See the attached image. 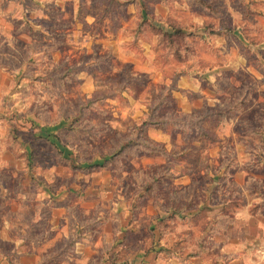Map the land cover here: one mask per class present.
<instances>
[{
    "label": "rangeland",
    "instance_id": "rangeland-1",
    "mask_svg": "<svg viewBox=\"0 0 264 264\" xmlns=\"http://www.w3.org/2000/svg\"><path fill=\"white\" fill-rule=\"evenodd\" d=\"M0 264H264V0H0Z\"/></svg>",
    "mask_w": 264,
    "mask_h": 264
}]
</instances>
